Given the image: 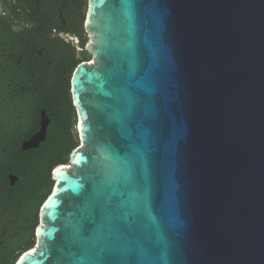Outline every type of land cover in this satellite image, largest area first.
Segmentation results:
<instances>
[{
  "label": "water",
  "instance_id": "water-1",
  "mask_svg": "<svg viewBox=\"0 0 264 264\" xmlns=\"http://www.w3.org/2000/svg\"><path fill=\"white\" fill-rule=\"evenodd\" d=\"M84 24L79 144L16 264H264V0H89Z\"/></svg>",
  "mask_w": 264,
  "mask_h": 264
},
{
  "label": "flooded vegetation",
  "instance_id": "flooded-vegetation-1",
  "mask_svg": "<svg viewBox=\"0 0 264 264\" xmlns=\"http://www.w3.org/2000/svg\"><path fill=\"white\" fill-rule=\"evenodd\" d=\"M88 2L0 0V264L37 243L53 171L79 144L71 77L91 59Z\"/></svg>",
  "mask_w": 264,
  "mask_h": 264
},
{
  "label": "snow or ice",
  "instance_id": "snow-or-ice-1",
  "mask_svg": "<svg viewBox=\"0 0 264 264\" xmlns=\"http://www.w3.org/2000/svg\"><path fill=\"white\" fill-rule=\"evenodd\" d=\"M128 7L131 10L133 8V5L129 3ZM130 19H134V14L131 11H130Z\"/></svg>",
  "mask_w": 264,
  "mask_h": 264
},
{
  "label": "trees",
  "instance_id": "trees-1",
  "mask_svg": "<svg viewBox=\"0 0 264 264\" xmlns=\"http://www.w3.org/2000/svg\"><path fill=\"white\" fill-rule=\"evenodd\" d=\"M50 190V186L48 187V189H47V192L46 193H48V191Z\"/></svg>",
  "mask_w": 264,
  "mask_h": 264
}]
</instances>
